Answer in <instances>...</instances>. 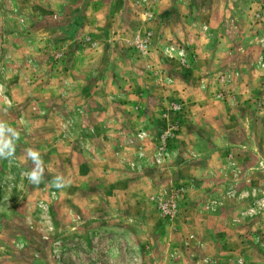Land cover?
<instances>
[{
    "label": "rangeland",
    "instance_id": "obj_1",
    "mask_svg": "<svg viewBox=\"0 0 264 264\" xmlns=\"http://www.w3.org/2000/svg\"><path fill=\"white\" fill-rule=\"evenodd\" d=\"M0 121V264H264V0H0Z\"/></svg>",
    "mask_w": 264,
    "mask_h": 264
},
{
    "label": "clouds",
    "instance_id": "obj_2",
    "mask_svg": "<svg viewBox=\"0 0 264 264\" xmlns=\"http://www.w3.org/2000/svg\"><path fill=\"white\" fill-rule=\"evenodd\" d=\"M19 139L18 131L11 127L6 121H0V159H10L16 153V141ZM25 155L32 161L30 171L24 173L31 185L39 186L44 182L45 167L41 154L34 148L25 150ZM57 189H63L68 186L67 179L61 174L56 175L51 181Z\"/></svg>",
    "mask_w": 264,
    "mask_h": 264
}]
</instances>
